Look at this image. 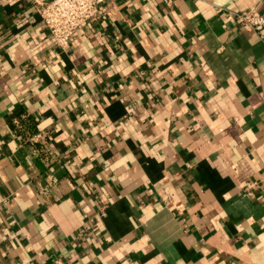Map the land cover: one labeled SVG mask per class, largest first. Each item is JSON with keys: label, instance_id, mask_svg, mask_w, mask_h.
<instances>
[{"label": "crops", "instance_id": "0c3cea01", "mask_svg": "<svg viewBox=\"0 0 264 264\" xmlns=\"http://www.w3.org/2000/svg\"><path fill=\"white\" fill-rule=\"evenodd\" d=\"M103 6L0 0V264H264V0Z\"/></svg>", "mask_w": 264, "mask_h": 264}, {"label": "built area", "instance_id": "2783aa9c", "mask_svg": "<svg viewBox=\"0 0 264 264\" xmlns=\"http://www.w3.org/2000/svg\"><path fill=\"white\" fill-rule=\"evenodd\" d=\"M36 12L48 29L52 43L66 49L80 31L105 12L106 0H32ZM236 19L245 29L264 35V14L257 11L238 13Z\"/></svg>", "mask_w": 264, "mask_h": 264}]
</instances>
